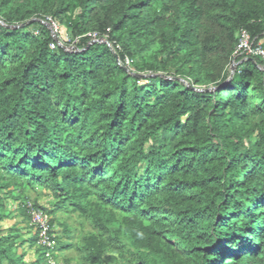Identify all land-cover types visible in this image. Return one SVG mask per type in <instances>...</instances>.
Segmentation results:
<instances>
[{
    "label": "trees",
    "instance_id": "obj_1",
    "mask_svg": "<svg viewBox=\"0 0 264 264\" xmlns=\"http://www.w3.org/2000/svg\"><path fill=\"white\" fill-rule=\"evenodd\" d=\"M48 16L145 77L105 44L70 54L17 28ZM241 30L264 44V0H0V264H46L1 226L14 204L33 232L38 188L59 252L61 212L90 224L89 264H264L263 61L229 81Z\"/></svg>",
    "mask_w": 264,
    "mask_h": 264
},
{
    "label": "built area",
    "instance_id": "obj_2",
    "mask_svg": "<svg viewBox=\"0 0 264 264\" xmlns=\"http://www.w3.org/2000/svg\"><path fill=\"white\" fill-rule=\"evenodd\" d=\"M32 20H35V23L39 26L48 29L52 38L50 44L52 50L62 49L70 54L81 53L86 50V48H81L80 46L82 40L85 38L89 39L88 46L105 44L111 49L113 54L115 53L117 55L118 50H120L119 46L114 47V45L109 42L107 35L102 36L98 32H90L83 36L73 37L68 31L64 30L61 24L53 17L48 16L42 19L34 18ZM22 26L24 25L18 26L17 28ZM32 32L34 35H40V30L38 28H34ZM256 57L263 61V65L258 66V68L264 72V44L262 42L257 43L256 39H252V36L246 30H241L238 34V44L232 55L229 69L234 67L236 71L237 67L243 62L253 60ZM117 61L120 67L128 70L127 72L129 74H136L131 70L132 61L130 59L126 58L123 63L118 56ZM26 208L30 217L29 225L37 236V245L42 250L46 264H66L59 259L58 242L53 232V227L51 226V218L42 209L36 207L33 202H27Z\"/></svg>",
    "mask_w": 264,
    "mask_h": 264
},
{
    "label": "rangeland",
    "instance_id": "obj_3",
    "mask_svg": "<svg viewBox=\"0 0 264 264\" xmlns=\"http://www.w3.org/2000/svg\"><path fill=\"white\" fill-rule=\"evenodd\" d=\"M65 30V29H64ZM232 69H229V73L231 74ZM229 74V75H230ZM31 202H35L42 207L50 209L51 206L54 204V201L49 193L45 190L38 188L33 191H29L27 193ZM12 204V203H11ZM11 210L13 212L10 213L9 217L1 223L2 229L9 231L11 229H16L19 232L17 233L23 239L28 240L33 236V233L26 222V220L17 213L16 207L11 205ZM58 221L60 223H65L68 225L71 233L70 237L67 235H62L63 228L59 224L55 225L56 232L60 235V252H59V259L65 262L66 264H89L83 260L82 253L78 250L82 244V239L84 236L92 232V227L84 218H81L78 215L67 214L61 212L58 217ZM71 244L72 248L68 249L65 248L67 245ZM25 251L28 252L27 261L34 262L37 259L36 250L30 249L29 244L25 246ZM98 264H117L113 261L110 255H107L102 261Z\"/></svg>",
    "mask_w": 264,
    "mask_h": 264
},
{
    "label": "water",
    "instance_id": "obj_4",
    "mask_svg": "<svg viewBox=\"0 0 264 264\" xmlns=\"http://www.w3.org/2000/svg\"><path fill=\"white\" fill-rule=\"evenodd\" d=\"M33 23H35V20H31L28 24L30 25V24H33ZM2 24H3V23H2ZM3 25H4V24H3ZM26 25H27V24H26ZM26 25H24V26H26ZM24 26H22V27H24ZM20 28H21V27H20ZM114 56H115V57L117 58V60H118V55L114 53ZM125 70L128 71L127 69H125ZM234 73H235V69H234V67H232V71H231V74H230L229 81L232 79ZM133 75L136 76V77H145V76L140 75V74H133Z\"/></svg>",
    "mask_w": 264,
    "mask_h": 264
}]
</instances>
